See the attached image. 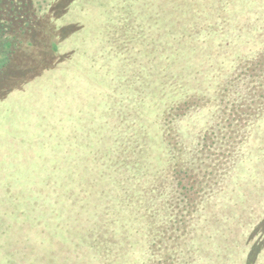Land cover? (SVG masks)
Wrapping results in <instances>:
<instances>
[{"label":"trees","instance_id":"1","mask_svg":"<svg viewBox=\"0 0 264 264\" xmlns=\"http://www.w3.org/2000/svg\"><path fill=\"white\" fill-rule=\"evenodd\" d=\"M130 1L0 0V219L69 264H264V0H174V35Z\"/></svg>","mask_w":264,"mask_h":264},{"label":"rangeland","instance_id":"2","mask_svg":"<svg viewBox=\"0 0 264 264\" xmlns=\"http://www.w3.org/2000/svg\"><path fill=\"white\" fill-rule=\"evenodd\" d=\"M126 2L129 4L132 3L130 0H126ZM173 2L174 0H143V1H140L138 3V6L140 8L139 14H141L140 21H139L141 24V28H150V30H152L150 31L151 34L153 32L156 34L158 33V31L161 32V31H165L169 29L171 33L174 35ZM134 12L135 11H131V13H134ZM53 153L54 151L50 152V154L44 159L42 158L40 161V164L44 160H48L53 163L56 160H60L59 164L61 165L57 167L56 171L59 176L58 182L60 183V189L64 191L63 184L65 182V173H66L64 170L65 160L63 157H55ZM20 163L27 164L29 162L25 160L17 159L16 165L14 164L11 165L10 171L11 170L13 171L16 169V172H17L19 170ZM21 168H24V167L22 166ZM16 172L9 173L8 171H5L3 175H1L0 177V181L2 182L1 184L7 183L8 189H11V185L13 188V185H15V181H16ZM80 184H82V181H80ZM5 191H6V186L3 185L0 189V199L2 201L0 206H1V209L3 210L10 207V205L8 204L9 199L10 200L13 199V201L15 202V200L18 197L17 192H14L9 196L10 192H5ZM11 191L13 192V189H11ZM34 206L35 205H31V202L23 203V208L26 210H33ZM49 212L50 210L47 211V213ZM61 213H64V212L62 211ZM48 215L49 214H43V216H37L35 217V220L32 218V216H29V215H26L25 217L21 218L20 220H16V221H14L12 215L10 216V218L7 217L6 219H3V220L0 219V264H69L68 259L63 255V251L56 252L55 250H52L49 252L47 248L44 249V246H39L40 250L38 251H36L34 248L35 243L38 246L39 239H46V237L44 236L47 235V234L41 233L42 228H40L39 226L42 227L45 224L52 231H54L56 226H60L62 229V222L54 221V220H48L44 222L43 217L48 216ZM21 222H25L28 226L29 231H28V234H26L25 236L19 234V230L17 228V226H19V223ZM35 223L37 225H35ZM35 226H37L40 229H34ZM80 239H85V237H82ZM47 246L50 247L51 245L48 244Z\"/></svg>","mask_w":264,"mask_h":264},{"label":"snow or ice","instance_id":"3","mask_svg":"<svg viewBox=\"0 0 264 264\" xmlns=\"http://www.w3.org/2000/svg\"><path fill=\"white\" fill-rule=\"evenodd\" d=\"M3 86V83L2 82H0V87H2Z\"/></svg>","mask_w":264,"mask_h":264}]
</instances>
